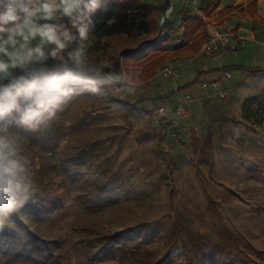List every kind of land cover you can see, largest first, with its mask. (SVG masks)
<instances>
[{
	"label": "rangeland",
	"instance_id": "obj_1",
	"mask_svg": "<svg viewBox=\"0 0 264 264\" xmlns=\"http://www.w3.org/2000/svg\"><path fill=\"white\" fill-rule=\"evenodd\" d=\"M169 2L173 11L168 20L178 26L177 11L185 0ZM194 2L189 1L191 8ZM160 18L151 33L90 37L94 59L116 66L125 54L146 47L152 57L146 63L159 60L156 75L139 83L135 95H82L49 130L23 134L35 190L0 227L22 238L9 242L15 250L23 246L28 230L54 242L46 261L60 264H154L168 255H181L179 264H249L247 259L264 264V68H239L264 67V46L246 41L244 47L222 50L215 57H204L201 48L192 50L200 57L180 65L190 83L177 91L175 75L159 73L178 60L171 53L160 54L167 50L162 49L164 41L174 43L170 27L160 35ZM258 24L253 30L264 41V22ZM236 26L222 31H237ZM194 41L191 37L185 48ZM203 64L211 70L200 71ZM224 69L231 76L215 87L209 78ZM239 70H245L244 76ZM204 80L208 84L201 88ZM184 92L192 95L188 120L174 115L175 99ZM165 94L167 102L161 97ZM164 102L170 122L150 110ZM112 104L121 106L118 115ZM203 146L206 152H200ZM49 199L63 205L28 209ZM140 225H147L148 236H135L125 250L104 260L95 258L99 236ZM242 256L247 259L238 261ZM8 257L0 256V264H46L43 258Z\"/></svg>",
	"mask_w": 264,
	"mask_h": 264
},
{
	"label": "clouds",
	"instance_id": "obj_2",
	"mask_svg": "<svg viewBox=\"0 0 264 264\" xmlns=\"http://www.w3.org/2000/svg\"><path fill=\"white\" fill-rule=\"evenodd\" d=\"M107 2L0 0V227L35 190L23 134L49 130L84 93L124 99L140 86L123 57L117 70L90 52L91 17ZM111 107L118 115L121 106Z\"/></svg>",
	"mask_w": 264,
	"mask_h": 264
},
{
	"label": "trees",
	"instance_id": "obj_3",
	"mask_svg": "<svg viewBox=\"0 0 264 264\" xmlns=\"http://www.w3.org/2000/svg\"><path fill=\"white\" fill-rule=\"evenodd\" d=\"M220 4V0H201L199 5V11L202 16L209 17L210 14L218 8ZM256 0H248L245 6H228L220 9L217 12V17L219 19H223L226 15H247L248 17L254 18L257 14L256 11ZM170 6L169 0H164L163 2L157 4H150L143 0H124V2H118V0H108L106 5L102 8L98 9L91 17L93 27L90 32V37H102V36H110L114 34H126L129 37L137 36L140 34L151 33L156 29V22L158 17H162L164 12ZM181 23V31H180V41L176 44L167 45L165 41L163 42L162 49H172L173 53L171 57L175 59L183 58L191 53V51L199 52L202 44L208 39L209 33L205 27V22L203 17L198 16L197 13L186 12L180 17ZM164 29H168L171 26L170 20H166L163 25H161ZM238 25L235 27L237 30ZM168 36V35H167ZM192 37L194 44H190L188 46L189 49L185 48L187 46L189 39ZM195 48L193 49V46ZM170 46V47H169ZM151 48L155 47V43L150 46ZM141 48V49H140ZM186 51H183L185 49ZM160 49V50H162ZM182 50V51H181ZM164 51V50H162ZM149 50L146 47H139L138 51L135 53H127L124 56L123 68L125 70H131L132 72H139V83L144 82L156 75L155 70L157 68V64H159V60L153 59L151 63H146L145 59L148 57ZM196 54V53H195ZM162 56H168V53H165ZM139 67L141 68L139 70ZM117 70H120L121 65L119 61L116 65ZM240 69H249L250 71H259L264 67H241ZM85 96L92 95L91 93H84ZM115 102L122 103L121 100H117ZM132 110L137 112H146V109L143 107H130ZM207 141L209 142L210 137H207ZM206 141V143H207ZM206 146V144L204 145ZM201 147L200 152H206V147ZM63 204L58 199L47 200L46 203H42L41 201H37L33 203V205H28V209L33 212H38L39 210L47 211L48 208L60 207ZM264 214V211H263ZM149 235L147 225H140L137 229H126L123 231H119L112 234H102L98 237L99 247L98 254L95 257L97 260H104L110 254L118 250H125L127 243L129 240L134 238L137 235ZM25 241L23 242V246L19 250H15V245H8L9 242L19 243L22 238L17 237L15 233H12L4 228L0 229V256H4L5 254H9L10 259H30L37 260L39 258H43L46 264H60L57 259H50L48 261L47 258L51 255V250L54 242L45 240V238L40 235L32 232H25ZM229 237H233L230 235ZM237 250V247H234ZM94 254V255H95ZM242 254L238 252V256ZM8 257V258H9ZM94 258V257H93ZM178 255H173L172 257L165 256L154 264H179L181 261ZM240 262L246 260L247 258L243 257L240 259ZM249 264H256L253 261L247 259ZM174 262V263H173Z\"/></svg>",
	"mask_w": 264,
	"mask_h": 264
},
{
	"label": "crops",
	"instance_id": "obj_4",
	"mask_svg": "<svg viewBox=\"0 0 264 264\" xmlns=\"http://www.w3.org/2000/svg\"><path fill=\"white\" fill-rule=\"evenodd\" d=\"M189 1L190 0H185L183 8H181L180 10L177 11V13H179L178 14L179 15L178 16L179 25L176 26V24H173L172 20H170L171 26H170V29H168V31H169V34L172 35L173 42H174V43H171V45L178 43L180 41V39H181L180 31L179 30H175V29H177L178 27L181 26L180 17L186 12L197 13L198 16L203 17L204 22H205V27H206V29L208 31H210V30H219V31L221 30L222 31V29H231L232 27L238 25L237 31H234V32L236 34L240 35V36H243L246 39V41L252 42V43H255V44H258V45H261V42H263L262 40L260 41L258 39V37H257V35L255 33V30H253V29H254V27L256 28L257 25H259L258 24L259 22H264V0H256V2H257V4H256L257 14H256V16L254 18L248 17L247 15L240 16V15L229 14V15H226L223 19H219L217 17V12L220 9L228 7V6H238V5L245 6L248 0H220V4H219L218 8L216 10H214L210 14L209 17L202 16L201 12L198 10L199 6H197V0H194L195 2H194V4H192V6L194 5L193 8H191V6L189 4ZM160 2H163V0L162 1L161 0H150L148 3L155 5V4L160 3ZM174 33H175V35H174ZM246 44H247V42L245 43V45ZM165 52H168V53L172 54L173 50L172 49H170V50L167 49L166 51H164V52H162L160 54H163ZM220 52H222V51H220ZM220 52H218L217 54H215V53H213V54H211V53L210 54H204V57H211V56L215 57V56L219 55ZM199 57L200 56L189 55V56H186L185 58L178 59L175 62L173 61L172 63H169V64H175L176 65V69H178L177 72H176V75H175V77L177 79L175 81H173V88H175L174 90L178 91L179 88H182V90L185 91L186 90V85L188 83H190L187 74H184V73L181 72V70H179L180 65L183 64V63H186V62L197 60ZM151 58L152 57H146L145 61L148 60V59H151ZM166 65H168V64H166ZM208 67L209 66H207L206 64H203L201 66L200 71L204 72V71L211 70ZM140 69L141 68H139V70ZM239 71H240V75L244 76L245 70H239ZM216 76L217 75H215V76H213V77H211L209 79H213ZM198 77H199V74L197 76H195V78L193 80H196ZM179 78H180V82L178 83L177 80ZM193 82H195V81H193ZM165 95H167V96L166 97L161 96V97H163V101L167 102V100H169V97H168V94H165ZM177 98L175 99V102H176ZM176 126H178V125L175 124V127Z\"/></svg>",
	"mask_w": 264,
	"mask_h": 264
},
{
	"label": "built area",
	"instance_id": "obj_5",
	"mask_svg": "<svg viewBox=\"0 0 264 264\" xmlns=\"http://www.w3.org/2000/svg\"><path fill=\"white\" fill-rule=\"evenodd\" d=\"M169 8H171L173 11L172 3L168 7V9ZM171 13L169 14V16L171 15ZM161 28L162 30L160 32V35L164 36L166 34V31H165L166 29H164L162 26ZM245 43H246V39L243 36L236 34L235 32L210 30L208 39L201 46V51L206 54H210V53L213 54V53H218L222 50H237L241 48L242 46H244ZM261 44L264 46V41L261 42ZM159 73L162 74L163 76L176 75V65L168 64L162 67L159 70ZM230 76H231L230 71L228 69L227 70L224 69L218 76L212 79L211 83L215 87H218V88L222 87L223 81L229 78ZM207 84H208L207 81H202V83L200 84V87L205 88ZM191 100H192V95L189 92H184L182 96L178 97L176 100L175 107H174V115L179 117L182 120H188L190 118L189 108H190ZM150 110L154 115L160 118H166L167 122H170L171 119L169 118V114H168L167 107H166V102ZM171 126L174 128V125L171 124ZM169 128L171 130V127ZM172 131H174V129L171 130V133L173 136H175L176 132H172Z\"/></svg>",
	"mask_w": 264,
	"mask_h": 264
}]
</instances>
